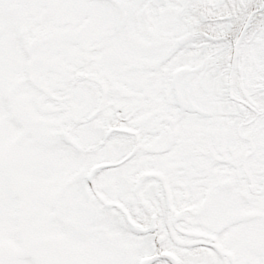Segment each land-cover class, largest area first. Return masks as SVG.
<instances>
[{
  "label": "snow or ice",
  "instance_id": "snow-or-ice-1",
  "mask_svg": "<svg viewBox=\"0 0 264 264\" xmlns=\"http://www.w3.org/2000/svg\"><path fill=\"white\" fill-rule=\"evenodd\" d=\"M0 264H264V0H0Z\"/></svg>",
  "mask_w": 264,
  "mask_h": 264
}]
</instances>
